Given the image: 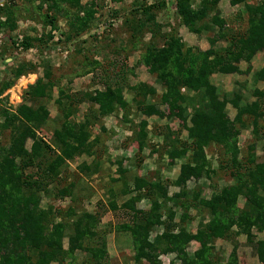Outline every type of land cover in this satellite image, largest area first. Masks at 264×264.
Segmentation results:
<instances>
[{
    "label": "trees",
    "instance_id": "16d2710c",
    "mask_svg": "<svg viewBox=\"0 0 264 264\" xmlns=\"http://www.w3.org/2000/svg\"><path fill=\"white\" fill-rule=\"evenodd\" d=\"M37 1L35 12L42 14L44 25L56 29V16L65 17L67 31L62 35L66 41L84 32L95 13L92 2L83 5L82 0ZM150 1H132L131 16L126 21L140 32L151 33L154 39L161 29L157 14L167 2ZM197 1L194 6L193 0H173L174 14L190 33L210 34L207 50L186 47L174 34L166 36L161 47L150 43L146 46L143 60L164 87L159 104L151 101L156 94L154 87H125L123 75L110 80L97 77L98 82L94 81L101 89L69 94L46 68L41 77L27 86L22 103L15 110L0 109V129L10 136L8 147L0 148V264H78L79 253L84 257L79 264H108V229L99 228L105 206L99 205L95 212L83 209L78 202L81 198L74 194L76 185L69 182L59 186L63 180L59 175L75 157L91 158L89 163L80 164V172L89 176L99 172L105 155V146L99 145L105 143L104 135L111 140L115 132L105 126L103 119L115 112L121 113V125L131 131L119 145L123 149L132 147L136 152L131 166L141 168L140 157L148 147L150 155L162 154V160L165 157V169L178 165V173L170 180L163 177L162 170L146 176L137 172L129 177L124 158L108 157L105 161L115 165L118 174L115 180L111 179L118 184L117 193L112 194L107 206L110 211L127 212L128 221L115 230L129 235L134 264H164L163 256L172 257L167 264H220V259L214 258L215 241L232 240L239 235L232 230L237 223L248 225V243L255 240L252 230L264 232V156L256 154L257 145L264 141V65L252 74L253 82L261 83L262 89L248 92L254 98L251 102L245 100L240 84L227 95L219 93L211 81L215 74H241V63L251 69L256 55L264 52V0H229L231 5L244 4L245 15L236 12L234 21L230 20L244 22L243 32L221 18L219 0ZM15 11L0 7V13L5 15L0 29L15 31ZM22 38L23 50L44 41ZM12 43L16 46V41ZM80 44L77 47L83 53ZM30 71L26 67L13 69L12 80L1 86L0 96ZM90 72L96 75L94 70ZM55 87L58 90L53 103L62 113L57 116L59 126L53 128L46 141L38 134L47 128L50 112L40 100H51ZM81 103L92 105L93 112L90 116L84 113L79 121L76 117ZM229 106L234 110L232 118ZM132 111L141 117L136 124ZM151 117L162 118L166 124L150 132ZM95 128L98 133L93 136ZM242 131H250L251 136L245 148L239 146ZM151 136L160 137L158 146L151 145ZM30 168L34 169L33 174L27 173ZM190 182L194 183L192 188L188 186ZM50 185L57 187L53 197L69 198L68 206L41 208V195H49L46 191ZM169 185L178 191L169 194ZM208 190L210 197L206 198L204 193ZM117 194L125 198L120 207ZM142 201L147 203L145 210L137 206ZM196 219L193 231L191 225ZM156 229L161 231L156 233ZM191 242H196L198 248L188 252ZM255 245L258 262L264 264V240H257ZM230 256L226 264H238L235 250Z\"/></svg>",
    "mask_w": 264,
    "mask_h": 264
},
{
    "label": "rangeland",
    "instance_id": "374dc122",
    "mask_svg": "<svg viewBox=\"0 0 264 264\" xmlns=\"http://www.w3.org/2000/svg\"><path fill=\"white\" fill-rule=\"evenodd\" d=\"M32 2H24L19 0L18 3H11L9 0H0V7H11L15 11L17 23L14 32L7 33L0 29V88L1 86L12 80L13 69H18V67H26L32 69L27 76H22L14 84L6 90L0 96V109L8 108L10 110H15V108L22 103V95L27 89L29 84H33L37 77H41L43 71L48 68L52 73V78L56 82H59L60 88H67L69 94L78 95L80 92L92 91L93 89L100 88L101 86L95 81L101 76H105L107 80L115 77L116 75L125 76L126 80L123 85H136L142 88L144 85L151 86L155 88L156 94L152 98V102L159 104L161 98L164 95L163 85L157 81L155 74L149 72V66L144 62V54L146 46L150 44L161 47L165 41V37L169 34H174L179 37L183 45L186 47L194 48L197 51H205L210 45L208 43V37L210 34L196 35L190 33L184 26H182L174 14V3L173 0H166V6L163 10L157 14L156 22L160 25V31L155 34V38H151V33H146L143 30L140 32L139 29L132 27V22H127L126 19L131 14L130 9L133 5L134 0H122L121 2H114L112 0H82L83 5L94 4L93 19L88 25L87 29L82 32L78 37L71 39V41H66L62 33L67 31V21L63 15L56 16L55 23L56 29L52 28L51 25H44L42 14L35 12V8L39 5L37 0H31ZM194 6L199 2L193 0ZM261 2V0H251L250 2ZM151 1L148 0V3ZM131 6V7H130ZM242 9V7H240ZM218 10L220 11L221 18L224 21H228L230 26L235 30L243 32L245 29L244 22L241 24L239 22H233V9L229 0H219ZM238 10V9H237ZM41 12H45V5ZM131 16V15H130ZM243 16V15H242ZM246 17V16H245ZM244 17V18H245ZM5 15L0 13V21H4ZM233 21H230V20ZM132 21V20H131ZM124 22H127L124 23ZM22 36H28L33 39H43L44 41L37 43L36 46L30 47L28 50H23L21 46ZM22 38V39H21ZM165 38V39H164ZM11 39V40H10ZM13 41H16V46L13 45ZM78 43L83 45V53L77 47ZM83 43V44H82ZM223 43H220L221 45ZM264 65V52L259 53L254 60L251 62V71L246 64L241 63L240 69L242 71L239 75H220L216 74L212 77V85L217 88V91L221 94L231 95L232 91L239 88V84L244 93L245 100L251 102L254 100L250 92L254 88L262 89V85H254L252 83V73L260 69ZM102 66V67H101ZM96 73L92 74L90 71ZM89 73H82V72ZM253 71V72H252ZM98 77V78H97ZM95 80V81H94ZM58 88H53V96L51 100H40L48 108L50 112V120L48 126L44 131L38 134L44 140L49 141L53 128L59 126V120L57 116L62 112L56 108L54 105V100L57 97ZM246 91V92H245ZM21 96V97H20ZM126 98L129 96L125 94ZM151 99V97H150ZM92 105L89 103L79 104L77 120L81 121L82 115L85 113L90 116ZM165 109V107H161ZM229 116L232 118L234 116V110L229 106L227 108ZM132 121L133 123H138L141 117H136L135 112L132 111ZM120 112H115L112 116L103 119L105 126L108 129H113L114 137L111 140L107 139L104 135L103 139L106 143H101L99 147L102 146L109 147V154L103 155L100 170L98 173L86 175L78 169L80 164L84 161L89 163L91 158L85 157H75L63 170L59 179L62 180V185L66 183L73 182L76 187L74 189V194H77L82 208L89 212H95L98 210V201L102 202L104 206L107 205L108 201L113 197L114 192L117 193L118 184L111 181V179L118 174L116 173L117 167L110 163L105 162L108 157L115 160L116 157L124 158V167L129 169V177L133 174L139 172L142 176H146L152 171L162 170L163 177L173 178L174 175L170 172L174 168L168 169L169 173L165 169V157L162 160V154H149V147L145 149L140 158H143L141 168L131 166L135 151L132 147L123 149L120 147L126 136L131 134L130 129L127 126L121 125ZM1 119V118H0ZM176 123V122H172ZM169 122L168 124H172ZM166 124V121L162 118L151 117L148 119V130L151 132L157 126ZM98 128L92 130L93 136L98 133ZM250 131H242L239 137V146L245 148L250 142ZM160 137L151 136L149 142L151 145L158 146L160 144ZM10 142V136L7 131H2L0 129V148L8 147ZM30 142L26 144V148L29 149ZM96 147V146H95ZM98 147V146H97ZM264 141L257 145L256 154L260 158L264 156ZM211 150V149H210ZM211 155V154H210ZM128 158V159H126ZM131 164V165H130ZM135 168V169H134ZM27 173H34V169H28ZM176 175V174H175ZM193 182L188 184L189 188H192ZM224 183H219L222 186ZM57 187L50 185L46 191L49 195L43 194L41 197V208H48L51 205L55 207L68 206L70 200L57 199L53 197V193H56ZM96 189L98 193L94 192L92 189ZM170 193L177 192L174 187L169 188ZM205 197H210V191H206ZM118 196V194H117ZM116 196V201L118 205H121L125 198ZM243 199H240L239 205L241 206ZM141 209H146L147 203L145 201L140 202L137 205ZM108 213V212H107ZM127 213L124 210H117L116 212H111L106 215H102L101 223L99 228L103 230L108 223L111 224L112 232L107 236V243L110 244L108 247L109 257L113 258L112 262L109 264H133L132 263V248L129 241L130 237H126L123 233H115L114 226H118L124 222L128 221ZM198 223V219L194 220L191 229H195ZM247 224L237 223L233 231H238L239 235L234 237L232 240H216L214 244L215 253L214 258L220 259V264H226L230 260V255L235 250L237 255L238 264H257L255 251V242L260 239H264V232L261 234L252 230L256 233L254 242L248 243L246 240V233L248 231ZM114 243V244H113ZM66 244V241L64 242ZM196 244H191L188 248L189 252H193L196 248ZM115 252L119 254L116 255ZM242 255L244 257H242ZM172 258L170 256L161 257L164 264H167L168 260ZM84 260V257L79 253L77 254V263L79 264Z\"/></svg>",
    "mask_w": 264,
    "mask_h": 264
},
{
    "label": "crops",
    "instance_id": "0c3cea01",
    "mask_svg": "<svg viewBox=\"0 0 264 264\" xmlns=\"http://www.w3.org/2000/svg\"><path fill=\"white\" fill-rule=\"evenodd\" d=\"M240 7H242V9H241ZM232 9H233V11H234V13H233V16H234V17H235L236 12L242 13L243 16H244L245 13H246V11H245V9H244V4H242V3H241V4H237V5H232ZM237 9H238V10H237ZM256 56H257V55H256ZM253 60H254V59H253ZM244 64H245V63H244ZM246 65H247V64H246ZM250 65H251V64H250ZM250 67H251V66H250ZM250 71H251V69H250ZM256 71H257V70H256ZM252 72H253V71H252ZM254 72H255V71H254ZM254 72H253V73H254ZM253 73H252V74H253ZM215 75H216V74H215ZM220 75H221V74H220ZM232 75H236V74H232ZM213 76H214V75H213ZM213 76H212V77H213ZM252 83H253L254 85H256V86L259 85V84H261V83H256V84H255V83L253 82V79H252ZM29 85H31V84H29ZM261 85H262V84H261ZM256 89H259V88H256ZM233 92H234V91H232L231 93H233ZM225 94H227V93H225ZM227 95H229V94H227ZM20 97H21V96H20ZM148 127H149V126H148ZM129 136H130V135L126 136V138L129 137ZM126 138H125V140H126ZM105 143H106V142H105ZM104 149H105V155L107 156V155L109 154V147H104ZM110 158H111V157H110ZM173 170H175V169H173ZM173 170L170 172V174L172 173L171 176L174 175V178H175V176H176L175 174L178 173V167L176 168V172H174ZM168 171H169V170L166 169V172H167V173H169ZM163 175H165V174H163ZM117 177H118V176L116 175V176L113 177V178H117ZM170 180H173V178H170ZM170 187H171V185L168 186V192H169V194H171V193H170V190H169ZM174 188H175V187H174ZM92 190H93L94 192L98 193V191H97L96 189L93 188ZM177 191H178V189H177ZM174 193H175V192H174ZM98 204L100 205V207L103 205V203L100 202V201H98L97 205H98ZM117 206L120 207V205H117ZM88 212H89V211H88ZM107 212H108V213H111V212H116V211H110V210L108 209V206L106 205V206H105V212H104V213H101V214H102V215H106V214H108ZM102 215H101V216H102ZM101 220H102V218L100 217V218H99V224L101 223ZM106 223H108L107 226H106L107 229H108V233H107V235H106V241H107V236L112 232V230H111V224H110V222H106ZM115 228H116V226H114V230H113L115 233H123V234L126 235V237H127V236L129 237V235H128L127 233H125V232H123V231H119V232H117V231L115 230ZM159 231H161V229H156V233H158ZM193 231H195V229H193ZM252 234H253L254 236H256V233H253V232H252ZM257 234H258V233H257ZM260 234H261V233H260ZM128 237H127V238H128ZM260 240H264V239H260ZM129 242H130V244H131V241H129ZM113 244H114V243H113ZM191 244H196V247H195V248H196V249L198 248V244H197L196 242H191L190 245H191ZM190 245H189V247H190ZM109 246H110V244L107 243V245H106V249H107L108 257H109V252H108V247H109ZM255 247H256V246H255ZM131 248H132V244H131ZM196 249H195V250H196ZM131 250H133V249H131ZM188 250H189V249H188ZM254 251H255V257H256V261H257L256 263H257V264H261V263L258 262L257 255H256V249H255V248H254ZM188 252H189V251H188ZM115 254L118 255L119 253H118V252H115ZM132 255H133V251H132V254H131V258H132ZM242 257H244V256L242 255ZM112 259H113V258L109 257L108 264L112 262ZM132 263L134 264L133 261H132ZM241 264H242V263H241Z\"/></svg>",
    "mask_w": 264,
    "mask_h": 264
}]
</instances>
